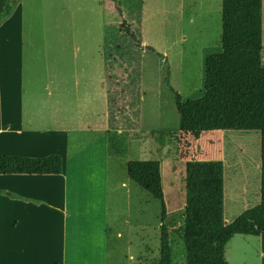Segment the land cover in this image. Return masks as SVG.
Returning <instances> with one entry per match:
<instances>
[{"label":"rangeland","instance_id":"374dc122","mask_svg":"<svg viewBox=\"0 0 264 264\" xmlns=\"http://www.w3.org/2000/svg\"><path fill=\"white\" fill-rule=\"evenodd\" d=\"M262 47L264 66V0ZM70 49L85 54H80L81 65L85 64L86 76L94 79L86 90L88 103L92 98H109L110 124L135 130L133 135L110 136V147L120 152L118 161H109L106 264H156L161 225L168 233L172 262L184 261L177 229L184 218L187 162H222L226 225L259 203L258 131H214L199 138L178 131L174 93L184 101L203 95L205 56L221 50V0H14L10 15L0 20V116L19 111L16 102L10 104L5 99L19 98L20 88L24 118L34 116L31 100L34 76H38L34 66L42 67L52 58L63 60L62 51ZM100 64L106 68L103 85H95L101 75ZM36 80L38 86L45 85L42 77ZM42 87L36 90L37 96ZM103 107L104 103L96 100L87 106L95 111L96 116L89 120L95 124L96 134L72 135L70 151L98 135L99 124L104 122ZM10 110V114L6 112ZM167 132L169 137L164 135ZM158 135L166 138L165 143L160 144ZM24 155L41 158L52 154ZM146 160L161 165L163 218L159 202L126 174L128 161ZM34 186L38 190L46 187ZM37 201L34 207L46 209L45 201ZM59 219L55 213L48 219L56 236V250ZM41 220L47 218L40 217V224ZM224 256L227 264H264V233L232 236L225 244Z\"/></svg>","mask_w":264,"mask_h":264},{"label":"crops","instance_id":"0c3cea01","mask_svg":"<svg viewBox=\"0 0 264 264\" xmlns=\"http://www.w3.org/2000/svg\"><path fill=\"white\" fill-rule=\"evenodd\" d=\"M4 2L0 0V11ZM80 54L78 49L63 50V60L52 58L42 67L34 66L38 76H34V116L30 119L24 118L21 88L19 98L5 99L10 104L16 102L19 111L0 116V156L26 157L24 154L46 151L62 158L63 171L60 176H0V264H106L109 161H118L120 152L110 147V136L133 135L135 130L129 125L110 124L109 98H95L104 103L101 130L86 145L70 151L72 135L96 134L95 124L89 120L96 116L95 111L87 108L95 100L88 103L86 95L94 79L86 76ZM104 69L100 64V81L96 79L95 85H103ZM38 77L45 79L43 87L37 85ZM41 87L43 91L37 96ZM38 183L46 187L35 189ZM57 191L60 194L55 203ZM37 200L45 201L46 209L34 207ZM52 213L60 217L57 250L48 221ZM42 216L47 220L40 224Z\"/></svg>","mask_w":264,"mask_h":264},{"label":"trees","instance_id":"16d2710c","mask_svg":"<svg viewBox=\"0 0 264 264\" xmlns=\"http://www.w3.org/2000/svg\"><path fill=\"white\" fill-rule=\"evenodd\" d=\"M14 0H5L0 20L8 17ZM262 0H221V50L204 60L203 95L182 100L174 93L178 131L194 138L214 131H258L260 135V200L230 224L223 219V164L190 161L185 165V209L177 233L184 261L173 263L169 237L161 225L156 264H227L224 247L234 235L264 233V66ZM154 134V133H151ZM165 136L170 133H165ZM160 144L165 143L158 135ZM62 158L0 156V176H60ZM127 177L166 208L159 161H128Z\"/></svg>","mask_w":264,"mask_h":264}]
</instances>
